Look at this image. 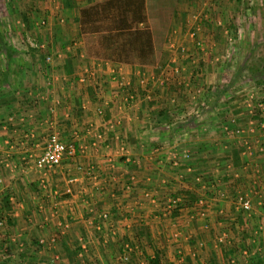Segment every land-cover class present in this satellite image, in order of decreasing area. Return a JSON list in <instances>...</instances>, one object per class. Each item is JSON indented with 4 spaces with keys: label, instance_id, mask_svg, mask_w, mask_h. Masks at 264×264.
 <instances>
[{
    "label": "crops",
    "instance_id": "0c3cea01",
    "mask_svg": "<svg viewBox=\"0 0 264 264\" xmlns=\"http://www.w3.org/2000/svg\"><path fill=\"white\" fill-rule=\"evenodd\" d=\"M51 2L61 4L56 9L66 22L77 24L80 9L93 4L100 26L116 25L111 14L121 9L113 0ZM133 2L130 8H144V1ZM54 14L49 22L56 20ZM56 26L53 32L45 30L44 39L37 37L40 46L36 42L39 47L28 54L31 69L46 74L44 66L50 72L42 86L35 82L30 91L8 92L18 89L9 84L8 71L19 68L0 70V128H5L1 119L14 117L0 131V200L21 202L10 225L18 228L26 217L31 236L37 237L27 249L36 244L43 249L32 264H151L155 259L158 264H264V131L258 127L264 121V95L258 81L248 90L235 81L230 91L223 83L225 71L209 55L197 61L193 54L188 57L191 52L177 60L164 46L136 50L129 44L107 51L95 43L106 32L67 35ZM78 34L80 45L70 49ZM57 42L60 47L54 46ZM48 56L52 61L43 65ZM49 122L62 139H75L77 147L74 158L45 175L49 189L75 179L72 194L61 193L54 201L38 187L32 163L53 131ZM235 128L248 131L238 145ZM96 135L101 140L93 146ZM77 166H91L92 177ZM195 175H201L203 188L194 183ZM239 192L249 199L250 210L238 208ZM173 196L181 198L180 208L166 212ZM52 237L54 245H38L40 238ZM127 248L129 260L123 262Z\"/></svg>",
    "mask_w": 264,
    "mask_h": 264
},
{
    "label": "rangeland",
    "instance_id": "374dc122",
    "mask_svg": "<svg viewBox=\"0 0 264 264\" xmlns=\"http://www.w3.org/2000/svg\"><path fill=\"white\" fill-rule=\"evenodd\" d=\"M51 1L53 0H0V31L4 33L6 46L12 52L11 55H7L0 51V70L13 65L19 68L16 73L8 71L9 84L18 86V89L14 90L9 88L8 92L30 91L32 90L29 88L30 83L35 82L36 86H42V77L50 72L46 71L47 68L44 69V66L42 72H47L46 74H42L40 68L38 70L30 68L33 60L28 55L29 50L34 49L37 37L42 40L47 36L46 29L48 33L50 29L53 32L57 29L56 25L60 24L64 28L63 33L67 35L83 31L87 35L106 32L103 35L107 37H101V40L95 43L107 51L122 50L129 45L137 50L140 45L141 48L145 45L147 49H160L164 46L166 50L175 53L174 59L177 60L191 52L188 57L191 58L193 54V59L197 61L201 60L197 58L209 55L214 64L222 66L225 71L223 75L225 79H222L226 80L223 83L229 85L230 91H233L231 86H235V81L246 84L245 88L246 86L252 88L255 83L251 82L256 80L260 96L264 95V0H142L145 4L140 10L130 8L134 0H113L121 9L113 10L111 16L113 15L116 25L111 26L97 24L94 4L87 10L80 9L81 23L77 24L76 20L66 22L56 9V6L61 4ZM51 13H55L56 20L53 22H49L48 19ZM82 21H85L86 26H83ZM191 32L195 33V38L190 37ZM73 37L70 49L75 47V44L79 46L81 42L80 34ZM142 39L145 41H140ZM60 44L57 42L54 46L60 47ZM38 45L40 46V43ZM105 60L111 63L113 59ZM21 70L25 72L22 73ZM1 120L5 121L3 124L5 130L0 128V131H6L7 124L8 126L12 124L14 117L8 115ZM242 130L243 133L234 138L237 145L242 139L247 138L248 131ZM238 194L245 195L242 192ZM9 203L8 210H4L0 200V217L5 216L11 220L13 211H18L17 203L21 202L13 199V202ZM19 220L18 228L10 225L8 221L6 236L0 237V264H17L16 260H23L19 264H32L33 260H38V256H41L38 252L43 249L37 248V244L36 249H27L28 242L32 240V244L35 245L37 237L31 236L32 231L25 225L26 217L22 216ZM16 234H20L17 236L20 240L16 238L15 244H22V252H19L14 242L8 239ZM49 250L50 248L44 249L46 253Z\"/></svg>",
    "mask_w": 264,
    "mask_h": 264
},
{
    "label": "built area",
    "instance_id": "2783aa9c",
    "mask_svg": "<svg viewBox=\"0 0 264 264\" xmlns=\"http://www.w3.org/2000/svg\"><path fill=\"white\" fill-rule=\"evenodd\" d=\"M191 38H195V33L191 32L190 34ZM197 45H199V42L197 43ZM34 47L37 48L36 45H34ZM52 59L50 56L45 58V64H47L48 62H51ZM111 73L113 74V77H115V79L119 82H121L122 78H118V73L116 74V71H111ZM146 78H139V82L140 84H146ZM53 108L50 109V113H53ZM259 129H264V121L259 122ZM53 126L52 124L49 122V129H52ZM227 129V128H225ZM227 132V134H231L230 131L225 130ZM242 129L241 128H235L234 130H232V134L234 135H238L240 133H242ZM229 132V133H228ZM95 141L92 144L93 146H95L96 141L101 140L99 135H96L94 137ZM79 152H82V147H78ZM122 152H124V149H121ZM246 151H249V148H246ZM77 154V147L75 144V139L71 140H64L61 138L60 134L53 130L52 132H50L47 136L46 139L44 141V144L42 146V151L39 155H37L34 159H33V169L34 172L37 174L38 176V187L42 190V191H49V196L52 198V200L54 201L61 193L64 195H71L72 191H71V184L74 183L75 179L72 177L67 178L64 187H62L61 189H49L48 188V184L47 181L45 179V175L47 172L57 168L59 165H61V163L67 159H71L74 158ZM183 158H188V153L184 152L182 155ZM24 162L27 161L24 158L22 159ZM178 165V160H173L172 162V166H177ZM76 170L78 172H81L83 174H86L88 176H90V178L92 177V167L91 166H87L82 167V166H77ZM190 172V170H188ZM193 181L195 184L201 185L200 187L203 188V184H202V177L201 175H195L192 176ZM222 195V194H221ZM145 197L147 198H151L150 194L145 193L144 194ZM151 200L153 201V199L151 198ZM9 201L13 202V198H9ZM236 203L237 206L240 210L243 211H248L251 208L250 205V201L249 199L245 198V196L243 195H237L236 197ZM181 204V198L179 196H173L170 197L166 203H165V210L166 212H171L174 209H177L179 207V205ZM203 205V201L202 200H198L197 201V206L201 207ZM55 206V204H54ZM56 212H54L55 214ZM102 220H106L107 219V215L103 214L101 216ZM58 226H60V224H58ZM8 227V219L5 216H1L0 217V233L2 234L0 237H5L6 236V230ZM7 239V238H6ZM10 241L15 242L14 238H8ZM55 238L52 237L49 241L45 240L44 238H40L38 240V245L39 246H52L55 243ZM17 247L19 249H21L22 244H18ZM129 248H127L124 252V254L122 255L121 259L123 262H127L129 260Z\"/></svg>",
    "mask_w": 264,
    "mask_h": 264
},
{
    "label": "trees",
    "instance_id": "16d2710c",
    "mask_svg": "<svg viewBox=\"0 0 264 264\" xmlns=\"http://www.w3.org/2000/svg\"><path fill=\"white\" fill-rule=\"evenodd\" d=\"M25 18V17H24ZM26 19V18H25ZM0 51H2V52H4V53H6V54H10L11 55V51H10V49L6 46V41H5V35H4V33H2L1 31H0ZM68 65H70V63L68 62ZM255 69V68H254ZM6 75V74H5ZM4 75V76H5ZM2 81H4V79L2 80ZM233 152H232V156H233V161L235 162V164H238V160H237V155H238V151H236V150H232ZM192 200L191 199H189V202H185V204L186 205H188V204H190V202H191ZM1 206L3 207V209L4 210H8V208H9V206H10V203H9V200L6 198V197H4V198H2L1 199ZM1 207V208H2ZM179 208H180V205H179ZM1 210V209H0ZM9 221V223L11 222V220H8ZM151 264H158V260L157 259H155V260H153V261H151Z\"/></svg>",
    "mask_w": 264,
    "mask_h": 264
}]
</instances>
